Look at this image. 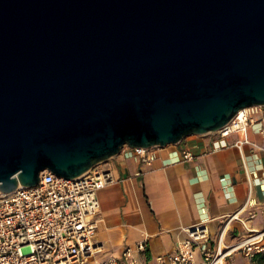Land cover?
Listing matches in <instances>:
<instances>
[{"label":"water","instance_id":"obj_1","mask_svg":"<svg viewBox=\"0 0 264 264\" xmlns=\"http://www.w3.org/2000/svg\"><path fill=\"white\" fill-rule=\"evenodd\" d=\"M264 106V0H0V195Z\"/></svg>","mask_w":264,"mask_h":264},{"label":"crops","instance_id":"obj_2","mask_svg":"<svg viewBox=\"0 0 264 264\" xmlns=\"http://www.w3.org/2000/svg\"><path fill=\"white\" fill-rule=\"evenodd\" d=\"M252 119L251 144L242 149L235 145L238 134L222 137L211 132L157 148L158 158L151 166L143 165L129 146L99 164L115 181L98 193L101 209L92 233L98 248L89 261L119 256L145 241L144 257L154 264L155 257L173 253L187 238L186 228L204 220L212 244L223 230L227 245L246 237L249 230H264V106ZM185 150L194 159L184 160ZM263 255L250 259L235 253L227 264H260Z\"/></svg>","mask_w":264,"mask_h":264},{"label":"built area","instance_id":"obj_3","mask_svg":"<svg viewBox=\"0 0 264 264\" xmlns=\"http://www.w3.org/2000/svg\"><path fill=\"white\" fill-rule=\"evenodd\" d=\"M260 107L239 110L228 125L214 132L222 137L238 134L240 139L235 145L242 149L251 144L248 131ZM157 148L133 149L143 165L151 166L158 158ZM182 157L194 159L189 150L183 151ZM114 181L113 173L98 165L75 178L45 171L36 186L19 187L10 196L0 198V264H151L144 257L145 241L127 247L119 256L97 263L89 261L98 248L92 241L101 209L98 193ZM186 233L187 238L173 253L155 257L154 264H227L235 253L250 259L264 253V230H249L246 237L228 245L224 230L218 241L211 243L205 220L186 228Z\"/></svg>","mask_w":264,"mask_h":264},{"label":"bare ground","instance_id":"obj_4","mask_svg":"<svg viewBox=\"0 0 264 264\" xmlns=\"http://www.w3.org/2000/svg\"><path fill=\"white\" fill-rule=\"evenodd\" d=\"M10 195H11V193L10 194H3V195H0V198H6V197H8Z\"/></svg>","mask_w":264,"mask_h":264},{"label":"trees","instance_id":"obj_5","mask_svg":"<svg viewBox=\"0 0 264 264\" xmlns=\"http://www.w3.org/2000/svg\"><path fill=\"white\" fill-rule=\"evenodd\" d=\"M260 255H258V256H260ZM261 260H262V262L260 264H264V255L261 257Z\"/></svg>","mask_w":264,"mask_h":264},{"label":"rangeland","instance_id":"obj_6","mask_svg":"<svg viewBox=\"0 0 264 264\" xmlns=\"http://www.w3.org/2000/svg\"><path fill=\"white\" fill-rule=\"evenodd\" d=\"M100 165L102 166V163H100Z\"/></svg>","mask_w":264,"mask_h":264}]
</instances>
